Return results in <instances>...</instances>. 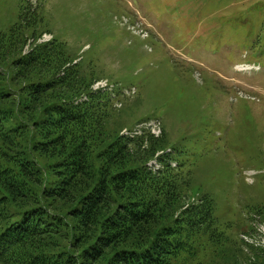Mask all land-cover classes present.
Returning a JSON list of instances; mask_svg holds the SVG:
<instances>
[{"label":"trees","instance_id":"trees-1","mask_svg":"<svg viewBox=\"0 0 264 264\" xmlns=\"http://www.w3.org/2000/svg\"><path fill=\"white\" fill-rule=\"evenodd\" d=\"M49 31L27 0L0 30V264H264L214 196L195 193L165 130L122 135L137 123L115 120L112 94L92 88L98 74L66 41L39 42ZM246 209L253 235L264 203Z\"/></svg>","mask_w":264,"mask_h":264},{"label":"rangeland","instance_id":"rangeland-1","mask_svg":"<svg viewBox=\"0 0 264 264\" xmlns=\"http://www.w3.org/2000/svg\"><path fill=\"white\" fill-rule=\"evenodd\" d=\"M27 1L45 14L42 38L66 41L109 84L115 120L165 130L195 193L214 196L235 238L264 248V223L243 233L247 206L264 203V0ZM17 12L18 0H0V30Z\"/></svg>","mask_w":264,"mask_h":264},{"label":"bare ground","instance_id":"bare-ground-1","mask_svg":"<svg viewBox=\"0 0 264 264\" xmlns=\"http://www.w3.org/2000/svg\"><path fill=\"white\" fill-rule=\"evenodd\" d=\"M240 66H242V65H238V66H237V69H238V70H245L244 66H242V68H239Z\"/></svg>","mask_w":264,"mask_h":264}]
</instances>
